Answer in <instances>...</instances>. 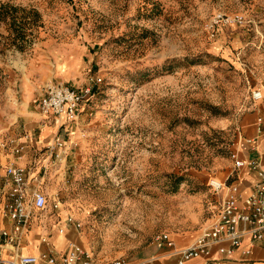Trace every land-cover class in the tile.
I'll return each instance as SVG.
<instances>
[{
  "label": "rangeland",
  "instance_id": "obj_1",
  "mask_svg": "<svg viewBox=\"0 0 264 264\" xmlns=\"http://www.w3.org/2000/svg\"><path fill=\"white\" fill-rule=\"evenodd\" d=\"M91 78L75 163L38 179L45 211L78 220L102 259L135 257L161 233L196 236L219 199L208 181L235 168L264 84V0H0V142L23 91L37 109L46 85Z\"/></svg>",
  "mask_w": 264,
  "mask_h": 264
},
{
  "label": "built area",
  "instance_id": "obj_2",
  "mask_svg": "<svg viewBox=\"0 0 264 264\" xmlns=\"http://www.w3.org/2000/svg\"><path fill=\"white\" fill-rule=\"evenodd\" d=\"M240 18V16L231 18L218 15L214 22L215 24L220 21L240 22ZM91 81H93L92 78L78 91L68 87L65 83L46 85L39 102L40 112L44 115L64 116L66 121L76 124L78 110L91 94ZM251 98L254 101H262L261 90L253 89ZM261 120V117L257 118L259 124ZM257 131L260 133V128H257ZM246 142L254 147L253 139L247 138ZM6 144H13L12 153L15 156L22 154L23 144L6 140L1 143V146L4 147ZM52 146L62 148L64 142L56 138L50 145V147ZM233 157L235 158V168L246 167L256 171L258 180L253 190L240 200L236 193L237 187L233 183L227 185L225 181L211 178L208 185L219 198L213 204L211 221L200 229L188 246L174 251L172 253L174 258L165 259L163 264H185L186 261L196 257H203L207 261H212L213 264H221L224 259L231 257L241 247L244 240L250 243L248 247L241 250L244 257L250 254L252 246L258 244L264 247V170L259 168L256 160L239 158L236 152L233 153ZM5 175L11 183V187L6 191V199L2 206L5 214L12 220V225L10 229L1 231L0 238L4 244L15 248L12 257L6 259L0 257V264H39L41 262L56 264V255L50 252L23 255L16 249L28 223L31 207L44 210L47 206V197L38 190L30 193L26 191V169L24 167L8 164L5 167ZM2 188L3 186L0 185V196ZM51 207L53 210L59 209V198H55L51 202ZM66 220L75 227H80V223L71 216H68ZM43 241H45L44 238ZM154 241L157 244H165L169 248L173 247V241L167 233L158 234ZM214 252L217 257L212 258ZM59 262L60 264H157V259L150 257L137 262H131L123 257L102 259L81 244L72 242L68 245L66 252L59 256Z\"/></svg>",
  "mask_w": 264,
  "mask_h": 264
},
{
  "label": "crops",
  "instance_id": "obj_3",
  "mask_svg": "<svg viewBox=\"0 0 264 264\" xmlns=\"http://www.w3.org/2000/svg\"><path fill=\"white\" fill-rule=\"evenodd\" d=\"M261 92L263 94V100H253L250 110L244 113L240 120L239 125L243 137L240 139L236 153L239 158L256 160L259 168L264 170V84L261 85ZM41 97L42 95L34 101V107L37 109H33L28 104L29 95H27L26 91H23L22 101H25L26 104H23L19 112L13 117V120L18 122L19 127L0 142V185L3 186V191L0 196V233L3 229H10L12 225V220L5 214L2 206L3 201L6 199V191L11 187L8 177L5 175V167L8 164L12 163L15 166H21L26 169L25 185L28 193L38 190L46 195L44 188L38 184V179L42 178L41 173L47 172L49 169L50 171L57 169L58 164L75 163L74 159L77 151L72 150V144H75L77 140L79 141L80 137L77 135L74 136L76 130L73 128L79 123V113L82 108L78 110V121L76 124H71L65 120L64 116H57L55 114L42 116L39 108ZM49 117L50 120H47ZM258 117L262 119L260 124L257 122ZM257 128H260V133H258ZM55 136H58L56 138L64 142L62 148L56 146L50 147L54 143ZM59 136H66V139L60 138ZM247 138L254 140V147H251L246 142ZM6 140H13L17 144H23L24 149L22 154L15 156L12 153L13 144H6L2 147L1 143L6 142ZM220 179L233 183L237 187L236 193L241 200L253 190L258 177L256 171L253 169L251 170L246 167L236 169L232 165H229L226 168L225 176L223 178L220 177ZM49 207H51V204ZM45 209L39 210L31 207L28 223L23 231L20 243L16 247L19 253L23 255H37L43 252H50L56 255V264H60L59 256L66 252L68 245L72 242L79 243L88 250L93 251L90 248L86 232L80 231L81 224L80 227H75L66 220L68 215L66 217L61 215L58 219V215L51 214V211L48 212ZM51 210L53 211L52 207ZM42 213L46 214H44L45 217L37 218ZM73 219L79 222L75 218ZM195 237L194 235L183 236L172 233L170 238L173 241V247L169 248L165 244L152 242L146 248L136 252L137 257L126 259L131 262H137L142 259L154 257L157 259V264H163L165 259L174 258V255H172L174 251L188 246ZM43 238L45 241H43ZM249 245L250 243L244 240L241 247L231 257L224 259L221 264H264V247L258 244L251 247V252L247 257L242 255L241 250ZM14 248V246L4 244L2 238H0L1 258L6 259L12 257ZM215 257H217V254L214 252L212 258ZM39 264L45 263L41 262ZM185 264H213V262L207 261L203 257H196L186 261Z\"/></svg>",
  "mask_w": 264,
  "mask_h": 264
}]
</instances>
